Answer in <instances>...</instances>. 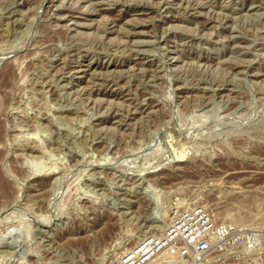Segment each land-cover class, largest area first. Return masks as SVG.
<instances>
[{
	"label": "rangeland",
	"instance_id": "rangeland-1",
	"mask_svg": "<svg viewBox=\"0 0 264 264\" xmlns=\"http://www.w3.org/2000/svg\"><path fill=\"white\" fill-rule=\"evenodd\" d=\"M0 177V264H117L196 207L206 264H264V0H0Z\"/></svg>",
	"mask_w": 264,
	"mask_h": 264
},
{
	"label": "built area",
	"instance_id": "built-area-1",
	"mask_svg": "<svg viewBox=\"0 0 264 264\" xmlns=\"http://www.w3.org/2000/svg\"><path fill=\"white\" fill-rule=\"evenodd\" d=\"M230 234L222 222H215L203 208L182 212L163 236L146 240L128 252L117 264H206L226 256ZM245 250L258 246V236L240 239Z\"/></svg>",
	"mask_w": 264,
	"mask_h": 264
},
{
	"label": "bare ground",
	"instance_id": "bare-ground-1",
	"mask_svg": "<svg viewBox=\"0 0 264 264\" xmlns=\"http://www.w3.org/2000/svg\"><path fill=\"white\" fill-rule=\"evenodd\" d=\"M94 2V1H93ZM98 2V1H97ZM218 2V1H217ZM112 3V2H111ZM210 3V2H209ZM214 3V2H213ZM147 4H148V2H147ZM158 4V3H157ZM149 5H151V4H149ZM255 5V4H254ZM23 6V5H22ZM112 6V5H111ZM203 6V5H202ZM261 7V6H260ZM94 8V7H93ZM208 8H209V6H208ZM71 9V8H70ZM80 10V9H79ZM138 10V9H137ZM195 11V10H194ZM54 12V11H53ZM94 12H95V10H94ZM125 12V11H124ZM190 12V11H189ZM59 14V13H58ZM63 15V14H62ZM75 15V14H74ZM77 15V14H76ZM61 16V15H60ZM86 16V15H85ZM57 18V17H56ZM87 18V17H86ZM75 20V19H74ZM77 20V19H76ZM80 20V19H79ZM132 21V20H131ZM70 22H73L72 20L70 21ZM81 22V21H80ZM143 22H145V21H143ZM77 23H79V22H77ZM76 23V24H77ZM113 23V22H112ZM117 23V22H116ZM83 24V23H82ZM86 24V23H85ZM113 24H115V23H113ZM134 24V23H133ZM142 24H144V23H142ZM116 25V24H115ZM110 26H112V25H110ZM76 28V27H75ZM74 28V29H75ZM77 30V29H76ZM81 30V29H80ZM109 30H110V28H109ZM144 31L142 30V33H143ZM138 43V42H137ZM134 62V61H133ZM86 64V63H85ZM79 67V66H78ZM89 67V66H88ZM138 67H139V65H138ZM6 69V72H8V76L9 77H11L12 75H13V70H12V68L11 67H6L5 68ZM10 69V70H9ZM80 69H81V67H80ZM141 69V68H140ZM76 70H77V68H76ZM79 70V69H78ZM96 71V70H95ZM82 74V73H81ZM14 76V75H13ZM86 77V76H85ZM13 78V77H12ZM11 79V78H10ZM79 79V78H78ZM7 186H8V184L0 177V193H2L3 194V192L5 191V189L7 188ZM125 256V255H124Z\"/></svg>",
	"mask_w": 264,
	"mask_h": 264
},
{
	"label": "water",
	"instance_id": "water-1",
	"mask_svg": "<svg viewBox=\"0 0 264 264\" xmlns=\"http://www.w3.org/2000/svg\"><path fill=\"white\" fill-rule=\"evenodd\" d=\"M168 146L172 152L173 158L175 161H181L182 160V155L178 152V149L174 146L172 141L168 142Z\"/></svg>",
	"mask_w": 264,
	"mask_h": 264
}]
</instances>
